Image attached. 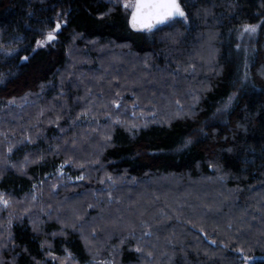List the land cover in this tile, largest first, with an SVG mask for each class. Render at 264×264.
<instances>
[{
	"label": "trees",
	"instance_id": "trees-1",
	"mask_svg": "<svg viewBox=\"0 0 264 264\" xmlns=\"http://www.w3.org/2000/svg\"><path fill=\"white\" fill-rule=\"evenodd\" d=\"M120 1L0 0V214L65 174H85L88 193L60 223L0 215V264H264V0H179L184 17L146 31ZM106 48L139 60L136 81L128 63L109 73ZM146 68L188 80L180 116L144 119L152 105L132 85ZM101 187L116 209L102 237L89 211Z\"/></svg>",
	"mask_w": 264,
	"mask_h": 264
},
{
	"label": "rangeland",
	"instance_id": "rangeland-1",
	"mask_svg": "<svg viewBox=\"0 0 264 264\" xmlns=\"http://www.w3.org/2000/svg\"><path fill=\"white\" fill-rule=\"evenodd\" d=\"M120 2L122 3V5H124V3H128L129 5H133L135 0H121ZM124 10H125V15L127 17V20L131 24V22H130L131 21V12L133 9H132V7H129L127 9L124 7ZM154 29H157V27L153 28V30ZM257 32H258V29L254 33L245 32L244 30H242L241 34L238 36V42H240L239 46L244 47V45H245L244 48L248 49L249 48L248 45L251 44L252 42H254L253 38L255 37V35H257ZM46 41H47V38H46ZM108 50H109V48L108 49L106 48L105 50H103L101 52H102V55L107 54V55H105L106 64H109L111 66V70L109 71V73L111 72L112 74H115V75L125 74V72H123L122 69L128 63V65L132 69L131 70L132 74L129 77L133 78L136 81L137 77H135V76H138L136 73L141 71L137 67L139 60L135 57L131 58L129 52H128V55H125V54L121 53V50H119V51H111V50L108 51ZM76 55H78L77 49H75L74 58L77 57ZM73 65H75L74 67L77 66V64H75V63ZM69 67L67 68V70L69 69ZM145 73L146 74L144 76L139 75V77H138L139 81H137L136 84L132 85V87L136 88V91L138 93H140V92L142 93V95L140 97L143 98V99H141L143 104L146 105L147 103L150 102V105H152V106L145 107V108H149L148 109L149 113L146 114L144 112V115H143L144 119L145 120L152 119V121L160 120V121H162V123H166L170 119L180 116L182 114L181 110L178 108L177 104L174 105V103L172 104L171 102H172V99L175 97L182 98L185 101V103L188 102V100L190 98H192L193 90L191 89V86L189 85L190 83L189 82H188V84L186 83L188 80L185 81L183 75L179 74L176 80L171 81V79H169L168 74L166 73L165 70H162V72L160 70L158 72H156V71H150V68H146ZM150 78L151 79L154 78V79L151 81ZM191 82H193V81H191ZM183 87H184V89H183ZM124 90L126 91V93L131 92V90L129 88L126 90L125 85H122V91H124ZM95 96L97 98L98 97L101 98V94H99L98 92ZM77 103L81 105L82 109H86V108L88 109V107H89V105H88L89 103L84 101V100H82L81 102H77ZM116 103H117V101H116ZM93 104L95 107L97 106V102H95ZM185 107L188 108L191 106L190 105L188 106V104H186ZM185 114L191 115L192 113H190L187 110ZM104 121H105V119H104ZM141 122H144V121L141 120L140 123ZM137 124H138V122L133 123L134 126ZM84 158H87V157H84ZM94 166H95V164L92 165V169ZM14 170H16V169L14 168ZM59 170L61 171L62 168H59L58 171ZM60 173H63V172H60ZM92 173L94 174L95 170H93ZM84 175L81 174V176H78L75 174H71V175L65 174L64 176L66 177L65 178L66 180H59L56 183V185H54V187H52L49 190H48V187L50 184L54 183L53 181H49V182L47 181L43 185L44 189L41 192L35 191L34 194L28 196L27 198L24 197L25 199L23 198V200H12L14 202L21 201L20 206L17 207L15 210H11V212L2 211L0 214L2 217V221H4L8 215L13 214L14 218H20V219L21 218L22 219L27 218L28 221L32 220L36 225L39 224L40 226L44 224L43 223L44 220L49 221L50 219H53V218L58 220L60 223V221H63L65 219L67 212L71 210L70 209L71 207L69 206L70 204H71V206H73L76 202L75 200L83 199L82 197L88 198V196H87L88 193H86L87 191H81V189L80 190L76 189L83 182ZM89 179H91V178H89ZM87 182H88L87 187H89L90 181L87 180ZM146 182L148 184H151L153 181L148 180ZM127 183H128V180L125 179V180H121L116 185H114V189H116V191L118 190L116 196H119L122 194L120 186L121 185L125 186V185H127ZM83 184H85V182ZM46 186H48V187H46ZM58 187L60 188V191L58 190ZM147 187H149V185H147ZM68 188H72L68 193L76 192V194L72 195V196L70 195L69 197H66V198L63 197V198H65L64 201H59L61 198V194H63L66 191V189H68ZM105 189L106 190L108 189V191H107V193H108L109 192L108 187L107 188L101 187L99 190L96 191V193H94V198L97 199V204L89 206L90 207L89 211L92 214H96L100 211L104 215L105 220H102V223L100 226L101 230L100 229L97 230V234H96L97 236L99 235L101 237L103 235H105V233H107V231H109L111 227H114V225H111L109 222L110 216L108 214L110 211L113 212L112 210H116V209H111V207H112L111 205H109L108 209H105V210L102 209L104 202H107V200L104 199V197H103L104 195L107 194L105 192ZM114 189H113V191H114ZM120 191H121V193H119ZM49 193L52 194L53 197H50ZM6 198H8V197L6 196ZM6 198H5V196H3L4 200H6ZM124 198L125 199L123 200V202H122V200H118V202H117L115 199L116 205H118V208L120 210H123L122 209L123 205H121V204L126 202L127 199H133L134 196L130 193V191H128L127 193H124ZM51 202L53 203L52 206H50V204H49ZM0 205H4V204L0 203ZM168 209L169 208L167 207V210ZM119 213L121 214V211H119ZM52 216H54V217H52ZM86 216L88 218L90 217V215H86ZM100 219L101 218H99V220ZM2 221L0 222V224H1L0 229H2V226H3ZM83 221L84 222L80 223V224H82L81 228H84V226L87 224L86 223L87 218L83 219ZM172 221L176 222L175 219H173ZM177 224L180 226L181 225H184V226L187 225L185 219H182ZM66 227H68V225ZM69 228L74 229L73 227H69ZM88 245H89V247L91 246L90 243ZM100 264H104V263H100ZM141 264H146V263L142 262Z\"/></svg>",
	"mask_w": 264,
	"mask_h": 264
},
{
	"label": "snow or ice",
	"instance_id": "snow-or-ice-1",
	"mask_svg": "<svg viewBox=\"0 0 264 264\" xmlns=\"http://www.w3.org/2000/svg\"><path fill=\"white\" fill-rule=\"evenodd\" d=\"M126 9L132 7L131 12V26L133 28H147L151 29L154 23H163L165 20L172 17H184L185 13L181 8L178 0H135L133 5L124 3ZM59 24L56 25L58 30ZM257 30V26L247 25L244 28L245 32L254 33ZM55 39L54 33L50 32L47 36V40L51 41ZM39 43V42H38ZM24 59H27L25 57ZM0 203L7 205V201L3 199V195L0 194ZM247 260L246 257H244Z\"/></svg>",
	"mask_w": 264,
	"mask_h": 264
},
{
	"label": "water",
	"instance_id": "water-1",
	"mask_svg": "<svg viewBox=\"0 0 264 264\" xmlns=\"http://www.w3.org/2000/svg\"><path fill=\"white\" fill-rule=\"evenodd\" d=\"M178 3H180L179 0H178ZM177 17H179V16H177ZM177 17L169 18V19L165 20L163 23H154V24H153V27H152L151 29H153V28H155V27L163 26V25H165L169 20L174 19V18H177ZM136 29H138V30H140V31H146V30H149V29H147V28H143V29H142V28H136Z\"/></svg>",
	"mask_w": 264,
	"mask_h": 264
}]
</instances>
